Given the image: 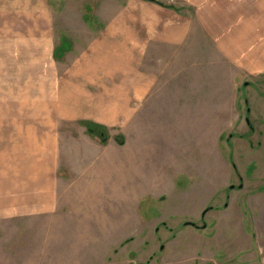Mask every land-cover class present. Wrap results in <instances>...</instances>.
<instances>
[{
  "label": "crops",
  "instance_id": "0c3cea01",
  "mask_svg": "<svg viewBox=\"0 0 264 264\" xmlns=\"http://www.w3.org/2000/svg\"><path fill=\"white\" fill-rule=\"evenodd\" d=\"M163 2L126 0L109 17L105 5L99 33L83 49L59 59L52 55L55 72L40 64L48 73L41 85L50 96L41 107L49 117L43 122L31 116L32 126L9 136L12 152L0 182V264L80 263L73 252L27 256L30 245L17 248L22 260H11L3 244L21 231L43 243L49 236L107 237V199L112 189H122V172L138 166L137 156L155 146L148 131L161 95L180 85L183 92L200 91L202 72L206 105L211 101L216 115L240 125L239 140L264 139V0ZM18 3L33 12V0L13 1ZM178 67L162 83L159 78L167 73L161 68ZM181 77L187 83L176 86ZM244 89L248 99L241 95ZM245 107L252 123L242 112ZM86 122L104 126L108 140L91 136ZM112 168L119 173L115 178L108 175ZM80 219L92 224L81 228ZM144 225L134 234L144 236Z\"/></svg>",
  "mask_w": 264,
  "mask_h": 264
},
{
  "label": "rangeland",
  "instance_id": "374dc122",
  "mask_svg": "<svg viewBox=\"0 0 264 264\" xmlns=\"http://www.w3.org/2000/svg\"><path fill=\"white\" fill-rule=\"evenodd\" d=\"M13 1L0 0V182L12 152L9 136L32 126L31 116L43 122L49 117L41 107L50 96L41 85L48 73L40 71V64L55 72L54 51L62 41L61 48L69 44L66 53L83 49L99 33L104 6L109 17L126 5V0H33L31 13L30 6ZM191 63L194 68L196 62ZM180 69L161 68L167 74L159 79L163 83ZM183 79L176 86L185 85ZM205 82L202 72L200 91L183 92L180 85L161 95L148 131L155 146L137 156L138 166L122 172V189H112L107 199V237L49 236L43 243L21 231L3 244L4 253L22 260L17 248L30 245L27 256L73 252L78 264H264V139L247 133L248 141L239 140L240 125L216 115L211 101L206 105ZM241 95L248 99L251 94L244 89ZM243 109L252 123L249 108ZM118 174L112 168L108 175ZM78 223L87 229L92 224ZM143 225L145 235H135Z\"/></svg>",
  "mask_w": 264,
  "mask_h": 264
},
{
  "label": "trees",
  "instance_id": "16d2710c",
  "mask_svg": "<svg viewBox=\"0 0 264 264\" xmlns=\"http://www.w3.org/2000/svg\"><path fill=\"white\" fill-rule=\"evenodd\" d=\"M62 43H63V41H62ZM62 43H61V45H63ZM66 43H64V45H65L64 48H61L60 47L61 45H60L57 48V51L55 49V51H54L55 58H57V59L61 58V56L63 55L62 53H64V51L66 49H69V44H66ZM85 125H86L87 132L91 136L97 138L100 142H105L106 141V139H107V136H106L107 135V131H106L104 126L96 124V123H93V122H86ZM116 141H117L118 144H121L123 142L122 136H116Z\"/></svg>",
  "mask_w": 264,
  "mask_h": 264
},
{
  "label": "flooded vegetation",
  "instance_id": "af4514ba",
  "mask_svg": "<svg viewBox=\"0 0 264 264\" xmlns=\"http://www.w3.org/2000/svg\"><path fill=\"white\" fill-rule=\"evenodd\" d=\"M241 187H242V185L240 184V185L238 186V188H241ZM230 188H233V185H231ZM205 212H206V211H203V212H202V215H204Z\"/></svg>",
  "mask_w": 264,
  "mask_h": 264
},
{
  "label": "water",
  "instance_id": "95a60500",
  "mask_svg": "<svg viewBox=\"0 0 264 264\" xmlns=\"http://www.w3.org/2000/svg\"><path fill=\"white\" fill-rule=\"evenodd\" d=\"M248 121V120H247ZM186 225H191V226H195V224L193 222H185Z\"/></svg>",
  "mask_w": 264,
  "mask_h": 264
}]
</instances>
